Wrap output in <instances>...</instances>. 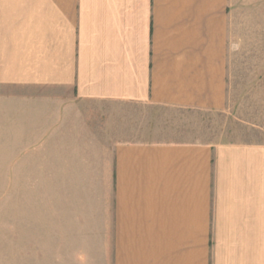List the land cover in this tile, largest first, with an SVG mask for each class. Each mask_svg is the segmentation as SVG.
Listing matches in <instances>:
<instances>
[{"label": "crops", "instance_id": "1", "mask_svg": "<svg viewBox=\"0 0 264 264\" xmlns=\"http://www.w3.org/2000/svg\"><path fill=\"white\" fill-rule=\"evenodd\" d=\"M228 11L0 0L9 264H264L263 143L111 140L82 104L224 110Z\"/></svg>", "mask_w": 264, "mask_h": 264}, {"label": "rangeland", "instance_id": "2", "mask_svg": "<svg viewBox=\"0 0 264 264\" xmlns=\"http://www.w3.org/2000/svg\"><path fill=\"white\" fill-rule=\"evenodd\" d=\"M227 105L222 111L149 103H82L100 112L93 125L104 138L125 142L264 144V0H229ZM4 138L0 139V264H9ZM17 187L16 189H19Z\"/></svg>", "mask_w": 264, "mask_h": 264}]
</instances>
